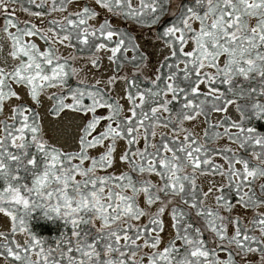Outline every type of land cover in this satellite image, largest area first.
Segmentation results:
<instances>
[{
    "label": "snow or ice",
    "instance_id": "6c2138e0",
    "mask_svg": "<svg viewBox=\"0 0 264 264\" xmlns=\"http://www.w3.org/2000/svg\"><path fill=\"white\" fill-rule=\"evenodd\" d=\"M0 264H264V0H0Z\"/></svg>",
    "mask_w": 264,
    "mask_h": 264
}]
</instances>
